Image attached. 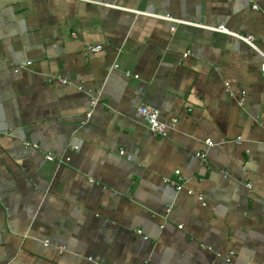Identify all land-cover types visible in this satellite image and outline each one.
Returning a JSON list of instances; mask_svg holds the SVG:
<instances>
[{"label":"crops","instance_id":"1","mask_svg":"<svg viewBox=\"0 0 264 264\" xmlns=\"http://www.w3.org/2000/svg\"><path fill=\"white\" fill-rule=\"evenodd\" d=\"M263 61L264 0H0V264H263Z\"/></svg>","mask_w":264,"mask_h":264},{"label":"built area","instance_id":"2","mask_svg":"<svg viewBox=\"0 0 264 264\" xmlns=\"http://www.w3.org/2000/svg\"><path fill=\"white\" fill-rule=\"evenodd\" d=\"M220 31L226 32V33H230L226 28L223 27H218L216 28ZM233 34V33H230ZM239 38H241L242 40L246 41L249 45L253 46L252 43V37L251 36H243V35H237ZM101 49V47L99 45L96 46H88L87 50L91 51V52H97ZM27 63H24V65H26ZM260 71L264 74V61L260 64ZM57 81L61 84H66L67 81L66 79L63 78H57ZM95 101H92V103H94ZM138 113L141 115V117L144 119L148 129L150 132L159 135V136H165L167 133V128L168 125L161 121L159 119V111L153 107L150 106H139L138 107ZM212 141H210L209 139H207L205 141L206 145L208 146H212L213 143H211ZM122 153V151H120ZM201 157H204V153L199 154ZM49 160H52L51 156H47L46 157ZM175 175H176V179H169V178H164V180L166 182H169L170 184L174 185L176 190H180L182 188V182H181V176L179 173V170H175L174 171ZM199 199H201V196H198ZM138 232L140 233V231L138 230ZM45 243H47V241H45ZM264 264V263H263Z\"/></svg>","mask_w":264,"mask_h":264}]
</instances>
